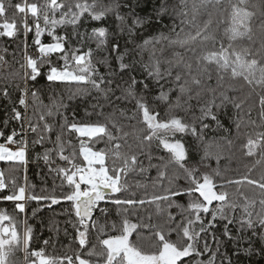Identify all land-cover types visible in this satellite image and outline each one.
<instances>
[{"label":"snow or ice","instance_id":"obj_1","mask_svg":"<svg viewBox=\"0 0 264 264\" xmlns=\"http://www.w3.org/2000/svg\"><path fill=\"white\" fill-rule=\"evenodd\" d=\"M202 2L209 3L210 0H202ZM185 3L186 0H181V4ZM12 7L16 12L23 14L19 26L14 18L12 20L7 18L8 7L5 0H0V18H3V22L0 23V37L16 38L22 31L24 57L20 65L23 72L20 79L25 84L24 87L16 85L20 95L12 108V119L18 122L19 131L12 128L7 135L4 131H0V139L4 141L0 143V161L18 162L26 167L29 162L27 136L30 132L35 136V139L31 141L32 145L42 147L48 143L52 145V147H45L44 152L37 154L36 159H43L48 171L59 178L60 183L59 185L54 183L50 193L45 192L39 196L35 193L29 194L27 184L17 187L15 181H12V190L6 191L8 186L3 172L0 171V202H12L14 211L18 214L25 213L27 200L44 201L49 207L67 204L70 215L74 217V221L69 220L68 224L75 233L73 241L77 244V249L72 255L65 254L60 257L46 255L44 249L30 251L32 228L27 225L26 220H23L21 221L23 230H18L15 217L3 210L0 211V264H218L217 258L221 255L220 246L223 241L217 239L215 233H211L212 242L215 244V247H212L206 239L210 229L216 226L218 220L225 221L221 235L227 240L237 239L229 228L231 224L236 226L238 233L251 232V236L264 242V174H261L258 179L253 178L249 169L238 179H227L217 183L214 176H219L218 168L213 169L211 173H201L196 164L189 166L190 154L183 142V136L191 134L202 140V131L209 125L202 123L201 132L198 134L195 122L189 124L182 117L169 114L172 109L183 107L182 97L187 95L189 100L192 99L189 81L180 83V74L172 78L173 87H169L167 91L164 90L163 84H160V81L166 77H172L174 64L182 63L179 53L175 54V60L166 61L169 66L163 72L161 61L156 58L155 51L150 54L149 61L142 64L147 77H151L159 86V95L154 97V100L166 102L169 100L170 93L173 91L179 93L175 102L169 105L168 112L161 116L158 110L150 106L146 96L137 93L138 85L145 91L149 90V86L144 80L132 75L133 66L140 61L130 57L131 50L126 46L122 48L118 38L114 37L111 52L98 61V64L108 69L104 74L100 73L97 64L92 62L91 49L81 52L72 45V38L80 35L78 25L83 20L103 22L110 14L123 20L119 12L121 4L118 0L107 4L103 3V0H68L66 3L63 0H43L42 3H16ZM166 11L167 9L162 6L158 15H163ZM29 14L33 21L31 25L28 23ZM245 14L239 9L234 10L229 26L225 29L227 33H230L231 38L244 34L241 29H244ZM142 23L141 20H134V25ZM181 23L183 24L184 21ZM69 25L72 26L71 36L67 32L61 34L60 30ZM29 32L33 33L32 47L36 49L35 55L28 54ZM129 33H132L131 28ZM92 34L97 39V50L106 49L108 30L105 27H98L92 30ZM45 35L49 38L47 41L42 39ZM199 36L202 34L198 31L195 36L189 35L184 39L171 42L183 47ZM202 38L208 39V37ZM125 43L127 44L128 41ZM151 44L152 40L145 39L142 45H137L141 55L143 50ZM219 44V50L210 51L199 57L206 64L215 65L218 81H222L224 74L228 73L232 79L243 78L249 85L264 88V68L258 69L255 60L247 61L240 54L230 51V44L225 46L222 41ZM126 58H129L128 62ZM111 59L117 62L116 68H112ZM0 63H6L3 55H0ZM186 67L191 69V65ZM257 71L260 73L259 77L256 76ZM123 73H128L127 80L124 79ZM208 78L211 79V73H208ZM38 79H45L49 83L90 85L92 90L101 92L105 99L111 96L110 104L115 107L105 117L104 123H78L75 120L70 122L60 113L64 122L59 126V131L52 140L51 134L55 131L53 125L47 122L41 125L39 122L26 119L29 108L27 82L35 83ZM190 83L199 86L201 81L196 76H192ZM210 91L214 92V89ZM81 92L87 94L88 89L77 88L69 99ZM199 95L197 92V99ZM0 96L9 98L7 87L0 89ZM31 97L33 104L39 101L36 91L31 92ZM220 97L221 105L217 107H222L224 102H232L235 108H240V104L231 101L225 92H221ZM133 101L131 115L126 118L137 121V124L142 127L138 128L137 124H131L127 126L131 131H125L126 126L117 122L116 112L119 111L121 116H125L129 109L120 108L119 103ZM259 103L260 117L264 122V96L260 97ZM214 104L215 97L202 105L198 119L203 121L210 118L220 127L217 115L212 111ZM44 107L48 109L47 115L52 116L67 106L62 100L53 99L50 105ZM53 108L56 112H53ZM88 115L90 116L91 113ZM100 115L103 113L101 112ZM40 121H44L43 114L40 116ZM239 126L237 122L238 130ZM65 132L78 134V149L70 141L64 140ZM129 137L137 142L138 151L131 155L122 154L121 141L129 150L132 148L131 144H127ZM101 143H104L105 147H95ZM153 143L157 150L166 151L167 160L160 156L155 157L160 161L159 163H152L153 154L151 151H145V148L150 149ZM66 148L71 149L68 154H65ZM244 148L248 157H261L255 161L256 164H260L264 160V131L255 133V139L249 137ZM109 153L112 156L111 166L107 164ZM140 155L147 159V166L139 159ZM79 157H82V161L78 160ZM212 157L219 164V146L209 143L205 146L200 159L202 162ZM56 159L62 163L55 164ZM117 160L120 161L119 165L116 163ZM170 165H174L180 171H173L169 175ZM152 168H155L157 173L152 179V186L153 188L161 186L162 191L150 196L145 194L139 199L135 198L136 193L130 191L127 176L137 171L146 176ZM180 179L185 180L186 184L178 185L176 182ZM165 181L166 187L163 186ZM242 184L251 185L257 189L259 199L249 198L239 192V186ZM230 185L237 186L242 202L229 199L226 188ZM135 187L146 189L147 184L137 181ZM125 193H127L126 196ZM183 197L188 198L186 204L179 202ZM161 202L166 204L167 218L172 223L167 230L157 228L154 231L156 241L152 245L153 250L145 251L131 239L141 225L131 222L127 212L130 207H142L145 204H155L160 211ZM257 204L260 206L258 212L255 211ZM172 208L178 210L180 216L178 221L170 211ZM112 209H115L118 222L110 219ZM143 227H149V225H143ZM65 233L67 234L66 229ZM93 233L95 243L91 239ZM173 235L176 237L175 240L172 239ZM137 236H140L138 232ZM248 239L250 240L251 237ZM48 243V240L43 241L45 248ZM69 249L71 250V245ZM18 250L23 252V261L12 259ZM240 251L236 249L237 254ZM243 251L251 254L253 249L248 248ZM223 255L225 259H228L226 253ZM29 257L35 259H29ZM219 264H223V260L219 261ZM228 264H231L230 259Z\"/></svg>","mask_w":264,"mask_h":264},{"label":"trees","instance_id":"obj_2","mask_svg":"<svg viewBox=\"0 0 264 264\" xmlns=\"http://www.w3.org/2000/svg\"><path fill=\"white\" fill-rule=\"evenodd\" d=\"M42 3L43 0H5L8 7L7 18L16 20L18 26L23 14L15 11L13 5L16 3ZM68 2V0H63ZM113 0H103V3H111ZM121 4L119 10L123 20L117 19L116 15L110 14L106 21L95 22L91 20H83L78 25L80 35L72 38V45L81 52L89 49L92 50V62L97 64L100 73H107L108 69L98 64V61L103 59L107 53L111 52V46L114 42V37L118 38L121 47H127L130 51V57L140 61L133 66L132 75L137 76L138 79L144 80L148 84L149 90L145 91L142 86H137V93L143 94L147 97L149 104L154 109L158 110L161 116H164L169 110V105L173 104L179 95L178 91H173L169 95V100L162 102L154 100L153 98L159 95V86L151 77H147V73L142 68V64L149 61L150 54L155 51V56L161 61V71L163 72L168 68L166 61L175 60V54L179 53L182 57L181 64H174L172 66V77H166L160 81L163 84L164 90L167 91L169 87H173L171 83L175 75H181V82L189 81L191 89L190 95L192 99L189 100L187 95L181 98L182 108L172 109L170 115L182 117L186 123L195 122L198 134L201 132V124H208L207 128L202 131L203 139L193 137L191 134L183 136L189 154L190 164H196L200 172L211 173L213 169H219V176H214L217 183H222L227 179H238L246 174L251 169V176L259 178L264 174V160L260 164H256L257 159L248 157L245 152L244 145L249 137L255 139V133L264 131V122L260 117V97L264 96V88L255 87L245 82L243 78L232 79L228 73L224 74L223 80L218 81L215 65H208L199 57L206 55L210 51L219 50V42H223L225 46L230 44V51L240 54L247 61H256V67L264 68V0H210L209 3H203L202 0H186L185 4H181V0H118ZM195 5V7H194ZM165 7L167 11L163 15H158L161 7ZM239 9L244 15V32L236 38H231L230 33L225 31L229 26V22L233 17L234 10ZM134 20L143 21L142 24L134 25ZM181 21H184L182 24ZM3 18H0V23ZM28 23H33L29 14ZM98 27H105L108 30L107 48L97 50V39L93 36L92 30ZM132 33H129V29ZM61 34L67 32L70 36L72 33V26L69 25L65 29L60 30ZM201 32L202 36L197 37L195 40L189 41L188 44L181 47L171 41L177 39H184L187 36H195L196 32ZM163 37V38H162ZM202 37H208L204 40ZM47 41V35L42 37ZM145 39L152 40V44L144 49L142 55L137 45H142ZM33 33L29 32L27 35L28 54L35 55L36 49L32 47ZM24 35L21 34L16 38L0 37V55L4 56L6 63H0V89L7 87L9 98L0 96V131H4L7 135L12 128L19 131V124L12 119V108L16 103L20 93L16 90V85L24 87L25 82L20 79L23 74L20 65L23 63L24 57ZM128 41L126 44L125 42ZM6 50V51H5ZM14 54V55H13ZM129 58H126L128 62ZM191 65V69L186 67ZM112 68H116L117 62L111 59ZM19 73V75H17ZM208 73H211V79L208 78ZM259 71L256 76L259 77ZM124 79H128V73H123ZM192 76L200 79L199 86L191 84ZM119 82V81H118ZM29 89L28 103L29 108L27 112V120L39 122L43 125L44 122L54 126L55 131L51 134V139H55L56 133L59 131V126L63 124V116L67 117L68 121L75 120L76 122L96 123L105 122V117L108 116L114 109L115 105L110 104L111 96L105 99L101 92L92 90L90 85L75 83H49L45 79H38L37 82H27ZM77 88L88 89L87 94L81 92L69 99ZM214 89V92L210 91ZM36 91L39 101L35 104L32 102L31 92ZM199 93V99L196 98V93ZM225 92L235 103L240 104L237 109L233 106L232 102H224L221 105L220 93ZM119 94V93H117ZM215 97V104L212 106V111L217 115L220 122V127L217 126L216 121L205 119L201 121L200 107L207 101ZM51 98V99H50ZM62 100L66 108L60 109V112L49 116L47 115L48 109L45 105H50L52 100ZM96 107H93V106ZM191 105V107H188ZM134 106V101L131 103H119L120 108H127L129 111L125 116H121L119 111L116 112V119L119 124L125 125V131H131V124H137L135 120H128L126 116L131 115V109ZM53 112L56 109L53 108ZM103 115H100V113ZM73 113L75 115H73ZM88 113H91L89 116ZM41 114L44 115V121H40ZM237 122H239V130L237 129ZM27 126V125H26ZM137 127L142 125L137 124ZM111 128V125H109ZM28 144V158L29 162L25 166H21L18 162L0 161V171L4 174V180L8 186L6 191L12 190V181H15L16 186H24L27 184L28 193H35L37 196L43 195L45 192H51L53 184L59 185V178L55 177L53 173L48 171L43 159H36L37 154H42L45 147H52L50 143L45 144L43 147L40 145H32L31 141L35 139L34 134L30 133L27 136ZM87 139V138H84ZM64 140L70 141L72 145L79 147L78 134H71L65 132ZM4 142L0 139V143ZM231 142V143H229ZM136 143L131 137L128 138L127 144H131V150L127 145L121 141V153L131 155L138 151ZM214 143L219 146L220 159L219 164L217 160L212 157L201 162L204 148L207 144ZM96 148L105 147L104 143L95 146ZM71 151L66 148L65 154ZM145 151H151L153 154L152 163H159L160 161L155 157H164L168 159L166 151H159L155 143L151 148H145ZM55 158V157H54ZM139 159L147 166L148 161L143 155ZM82 161V157L78 158ZM59 159L55 160V164H61ZM112 156L109 153L107 157V164L111 166ZM116 163L119 165L120 161ZM55 164L53 166H55ZM173 171L179 172L180 169L174 165L169 166V175ZM156 169L149 170L147 175L137 172L129 173L127 176L130 185V191L136 193L137 199L153 193H160L161 186L153 188L152 179L156 176ZM141 181L147 184V188H136L135 183ZM178 185H185L186 181L180 179L176 182ZM34 186V187H33ZM163 186H167L164 182ZM229 193V199L237 202H242V199L237 191L236 185H230L226 188ZM239 192H242L249 198L259 199L258 190L254 189L251 185L242 184L239 186ZM125 196L127 193L124 194ZM180 203L186 204L187 197L179 200ZM25 213L18 214L14 211V204L12 202H0V211L6 210L10 215L15 217L18 230H23L21 221L26 220L27 225L33 230L31 250L44 249L46 255L50 256H64L72 255L77 249V244L73 241L75 235L73 228L68 224L69 220L74 221V217L69 213V206L53 205L47 206L44 201H31L25 202ZM166 204L160 203V211L157 210L155 204H145L142 207H130L127 212L128 219L131 222L141 225L136 232L133 233L131 239L134 243L141 246L145 251H151L152 245L155 243L156 238L153 235L157 228L167 230L169 224L167 212L165 211ZM173 215L180 219L178 210L176 208L170 209ZM255 211H260L259 204L256 205ZM239 213L237 212V215ZM110 219L117 220L115 209L111 210ZM102 222V221H101ZM7 223V222H6ZM225 221L218 220L216 226L210 229L209 236L206 239L212 247L215 244L212 242L211 233H215L217 239L223 241L220 246L221 255L218 256L219 261L223 260V264H228V259L231 264H264V242L257 237L251 236V232L238 233L235 225H229V228L236 240H227L221 234L224 230ZM149 225V227H143ZM67 230V234L65 233ZM259 231V229H257ZM137 232L140 236H137ZM251 237L249 240L248 238ZM95 243V234L91 237ZM175 240V235L172 236ZM48 240L49 243L45 248L43 241ZM71 245V250L69 249ZM253 249L251 254H246L243 249ZM236 249L241 251L237 254ZM99 250V249H98ZM224 253L227 254L225 259ZM12 259L23 261V252L17 251ZM29 259H35L29 257Z\"/></svg>","mask_w":264,"mask_h":264},{"label":"rangeland","instance_id":"obj_3","mask_svg":"<svg viewBox=\"0 0 264 264\" xmlns=\"http://www.w3.org/2000/svg\"><path fill=\"white\" fill-rule=\"evenodd\" d=\"M5 226H7V223L5 222Z\"/></svg>","mask_w":264,"mask_h":264},{"label":"built area","instance_id":"obj_4","mask_svg":"<svg viewBox=\"0 0 264 264\" xmlns=\"http://www.w3.org/2000/svg\"><path fill=\"white\" fill-rule=\"evenodd\" d=\"M13 147H15V146H13Z\"/></svg>","mask_w":264,"mask_h":264}]
</instances>
